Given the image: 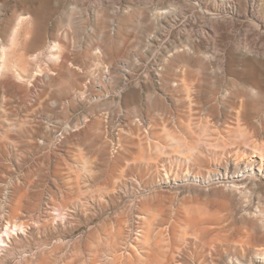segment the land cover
<instances>
[{
    "label": "rangeland",
    "instance_id": "374dc122",
    "mask_svg": "<svg viewBox=\"0 0 264 264\" xmlns=\"http://www.w3.org/2000/svg\"><path fill=\"white\" fill-rule=\"evenodd\" d=\"M0 68V264H264V0H0Z\"/></svg>",
    "mask_w": 264,
    "mask_h": 264
},
{
    "label": "bare ground",
    "instance_id": "6f19581e",
    "mask_svg": "<svg viewBox=\"0 0 264 264\" xmlns=\"http://www.w3.org/2000/svg\"><path fill=\"white\" fill-rule=\"evenodd\" d=\"M2 70V68H0V71ZM38 70H40V69H38ZM48 70V69H47ZM41 72V71H40ZM47 72V71H46ZM55 74V73H54ZM31 86V85H30ZM32 90V89H31ZM37 92V91H36ZM105 93V92H104ZM40 94V93H39ZM15 96H16V94H15ZM41 98V97H40ZM47 98V97H46ZM79 99V98H78ZM70 102V101H69ZM73 104V103H72ZM55 106V105H54ZM10 108V107H9ZM52 110V109H51ZM21 126V125H20ZM19 128V127H18ZM20 129V128H19ZM31 129V128H30ZM36 133V132H35ZM28 134V133H27ZM27 136V135H26ZM30 142V141H29ZM31 146V145H30ZM24 147V146H23ZM26 147V146H25ZM195 232H193V234H194ZM195 236H197V234L195 235ZM144 259V258H143Z\"/></svg>",
    "mask_w": 264,
    "mask_h": 264
}]
</instances>
